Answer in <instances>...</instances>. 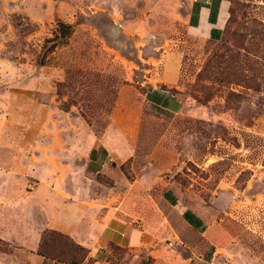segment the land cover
I'll use <instances>...</instances> for the list:
<instances>
[{
	"label": "rangeland",
	"instance_id": "374dc122",
	"mask_svg": "<svg viewBox=\"0 0 264 264\" xmlns=\"http://www.w3.org/2000/svg\"><path fill=\"white\" fill-rule=\"evenodd\" d=\"M189 1L0 0V264H43L47 206L87 185L127 189L145 231L108 243L106 264H180L192 247L264 264V0H230L219 41L190 33ZM59 21L72 35L47 51Z\"/></svg>",
	"mask_w": 264,
	"mask_h": 264
},
{
	"label": "crops",
	"instance_id": "0c3cea01",
	"mask_svg": "<svg viewBox=\"0 0 264 264\" xmlns=\"http://www.w3.org/2000/svg\"><path fill=\"white\" fill-rule=\"evenodd\" d=\"M230 6V0H190L186 13L190 33L200 41L222 39L229 20ZM110 152L106 144H103L101 149L97 147L89 150L85 156L84 167L87 175H92L100 163L103 168L107 166L105 154L109 155ZM105 188L104 192L95 194L88 185L85 188L79 187L76 196L70 200L61 201L53 207L47 206V209L51 207L54 212L47 226L70 235L89 248L90 256L96 259L90 264H106L99 254L110 242L135 248L142 244L145 237V231L135 224L137 218L128 208L129 202L132 201L127 198L130 194L126 193L128 190L123 191L125 188L118 185ZM129 189L131 190V187ZM165 200L181 212L185 222L198 231L205 228L206 222L201 213L186 208L178 195L165 192ZM24 220L29 222L26 214ZM205 259V254L200 256L192 247L189 257L184 258L180 264H204Z\"/></svg>",
	"mask_w": 264,
	"mask_h": 264
},
{
	"label": "trees",
	"instance_id": "16d2710c",
	"mask_svg": "<svg viewBox=\"0 0 264 264\" xmlns=\"http://www.w3.org/2000/svg\"><path fill=\"white\" fill-rule=\"evenodd\" d=\"M72 32V24L59 21L54 37L47 40L51 42L47 51H52L57 46L65 44ZM115 248L121 249L119 246ZM37 253L43 257V264L51 261H53L52 264H84L87 260L96 261L90 256L89 248L56 229L43 231Z\"/></svg>",
	"mask_w": 264,
	"mask_h": 264
}]
</instances>
